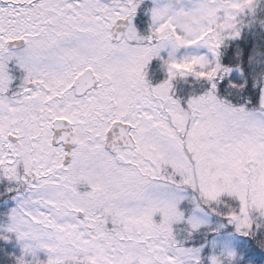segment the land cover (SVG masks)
Returning <instances> with one entry per match:
<instances>
[{
	"label": "snow or ice",
	"instance_id": "1",
	"mask_svg": "<svg viewBox=\"0 0 264 264\" xmlns=\"http://www.w3.org/2000/svg\"><path fill=\"white\" fill-rule=\"evenodd\" d=\"M0 264H264V0H0Z\"/></svg>",
	"mask_w": 264,
	"mask_h": 264
}]
</instances>
